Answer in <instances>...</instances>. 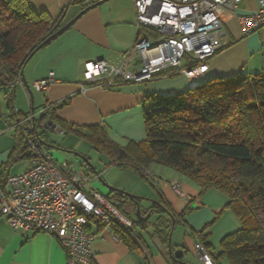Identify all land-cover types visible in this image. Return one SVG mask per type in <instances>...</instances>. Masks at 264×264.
Instances as JSON below:
<instances>
[{"label":"crops","instance_id":"1","mask_svg":"<svg viewBox=\"0 0 264 264\" xmlns=\"http://www.w3.org/2000/svg\"><path fill=\"white\" fill-rule=\"evenodd\" d=\"M30 1L37 10H46L53 17L64 11V23L94 2L89 0L81 4L76 0ZM258 4V0H242L239 10L253 11ZM223 31L226 45L209 59L207 72L196 78L178 73L148 82H129L118 78L112 83V78L106 73L86 79L84 72L87 63L106 61L110 66L120 67L125 54L138 37L134 0H108L89 10L64 33L42 47L27 63L24 73L33 95L21 76L15 85L1 90L0 181L9 175L20 174L32 165L25 152L26 128L16 127L19 118L35 114L36 136L41 131L50 130L69 133L63 131L57 123L60 130L49 126V121L40 123L41 115L50 110L67 126H80L82 131L88 126H99L116 144L127 146L130 142H140L147 137L143 111V100L147 94L180 93L214 77H234L240 74L250 76L264 71V27L246 35L238 15L229 13L223 18ZM141 32L146 35L150 30L142 29ZM187 66L188 62L183 61L181 68ZM129 69L135 72L138 63L135 61ZM42 79H50V84L44 90H37L35 83ZM7 92L14 93L13 110L7 108ZM19 133L23 141H20ZM37 137L53 156H61L55 152L56 149L60 150L59 147L43 143V134L41 138ZM148 174L154 179L155 195H147L146 191H142L141 184L139 188L134 187L139 181L137 176L133 179V187L116 182L111 184L147 196L146 203H141L144 212L155 204L152 200L160 198L167 200L177 214L188 207L191 209L182 222L175 224L172 233V246L175 249L184 246L185 254L189 251L198 253L199 242L190 230L200 231L212 222L206 233L210 235L209 241L215 257L221 252L222 239L243 227L237 215L227 207L230 201L228 196L220 190L212 188L202 192L198 183L159 163H151ZM174 183L180 184L183 195L175 192ZM95 188L106 197L111 195L108 186L99 183V180L95 183ZM129 207L133 210L136 205L132 202ZM128 217L137 219L136 216ZM159 217L169 219L164 214L154 215L148 229L138 231L144 241L143 255L131 251L112 228L92 223L95 236L92 244L94 264H143V259L147 264H169L155 242L158 239L151 234L152 226ZM178 227L181 231L176 240L175 232ZM198 255L201 259L199 253ZM182 259L185 261L184 257ZM0 264H68V255L51 234L14 230L0 212ZM222 264L227 262L223 260Z\"/></svg>","mask_w":264,"mask_h":264},{"label":"trees","instance_id":"2","mask_svg":"<svg viewBox=\"0 0 264 264\" xmlns=\"http://www.w3.org/2000/svg\"><path fill=\"white\" fill-rule=\"evenodd\" d=\"M87 1L76 0L81 4ZM64 24V11L53 17L46 10H37L30 0H0V92L15 85L39 46ZM5 97L7 108L13 110L14 93L7 92ZM143 111L147 137L127 146L116 144L99 126H88L85 131L80 126H67L50 110L39 121H54L65 132L88 137L109 153L114 163L148 180L150 164L159 163L198 183L202 192L220 190L228 196L227 207L243 227L222 239L221 252L215 257L206 233L212 222L200 231L190 230L191 234L215 264L223 260L227 264H264V71L250 76L214 77L180 93L147 94ZM37 136L41 138L42 133ZM19 138L23 141L20 133ZM85 174L93 177L94 172L87 167ZM112 196L118 200L119 209L128 200L134 203L116 191H111L108 198ZM190 210L188 207L177 214L167 200L160 198L143 211L151 212V217L164 214L169 218L159 217L151 233L166 246L163 254L169 264H184L170 255L167 246L173 219L177 225ZM150 220H133L134 237L119 224L113 223L111 228L131 251L143 255L144 241L138 231L147 230Z\"/></svg>","mask_w":264,"mask_h":264},{"label":"built area","instance_id":"3","mask_svg":"<svg viewBox=\"0 0 264 264\" xmlns=\"http://www.w3.org/2000/svg\"><path fill=\"white\" fill-rule=\"evenodd\" d=\"M94 1V0H90ZM242 0H134L138 37L120 67L106 61L86 64V79L108 74L112 83L148 82L157 76L184 73L196 78L208 70V61L225 45L223 18L236 13L246 35L264 27V0L253 11L241 12ZM142 29L150 30L146 35ZM138 59V69L129 66ZM183 61L188 66L181 68ZM19 77L16 83L20 80ZM50 79L35 83L44 90ZM15 83V84H16ZM35 114L19 118L16 127L26 128L25 152L32 165L20 174L0 181V212L14 230L46 232L54 236L68 255V264H94L92 223L119 224L131 233L132 218L118 203L95 188L100 175L90 177L69 162H58L35 135ZM176 193L183 195L179 183ZM203 264H215L203 246L197 245Z\"/></svg>","mask_w":264,"mask_h":264},{"label":"rangeland","instance_id":"4","mask_svg":"<svg viewBox=\"0 0 264 264\" xmlns=\"http://www.w3.org/2000/svg\"><path fill=\"white\" fill-rule=\"evenodd\" d=\"M45 141L55 146L59 147L60 150H55L56 154L63 156L54 155V159H56L59 163L62 161H67L70 165L77 171H83L86 173L87 167H90L95 175H100L99 183L105 185H111L116 188L123 189L127 192L135 194L137 196L142 197L141 203H146L147 196H143L137 192H132L127 188L117 186L116 184H125L126 186L133 187L134 185V177L137 176L139 181L134 187H141L142 191H146L147 195H155L156 185L153 181V177H149V180L145 177L140 176L135 170L127 167H121L119 164L114 163V159L112 156L107 153L100 146H97L90 140L88 137H85L80 134H75L72 132L64 133L60 131L50 130L47 132L41 131ZM61 157V158H59ZM149 173V168H148ZM94 177V176H93ZM112 182H116V184H111ZM136 183V182H135ZM141 184V185H139ZM112 200L117 202L118 200L115 197H111ZM129 204H132V201L128 200L124 204V206L119 209L126 216H136L133 208L130 209ZM180 228L178 227L175 232L176 240L180 234ZM131 233H134L131 230ZM173 235V234H172ZM173 239V236H172ZM187 250V249H186ZM189 251V250H187ZM185 261L190 262L191 264H201L202 261L199 258L198 253L190 252L184 254L183 256ZM143 264H147L145 259L142 260Z\"/></svg>","mask_w":264,"mask_h":264},{"label":"water","instance_id":"5","mask_svg":"<svg viewBox=\"0 0 264 264\" xmlns=\"http://www.w3.org/2000/svg\"><path fill=\"white\" fill-rule=\"evenodd\" d=\"M108 0H94V2L88 6H86L83 10H81L74 18H72L71 20H69L67 23H65L63 26H61L56 32H54L51 36H49L40 46L39 48H42L44 47L45 45H47L48 43H50L52 40H54L55 38H57L58 36H60L62 33H64L67 29H69L80 17H82L85 13H87L89 10L103 4L104 2H106ZM35 54V52H33L31 54L30 57H32L33 55ZM141 62V59H138L137 60V63H140ZM21 77H22V80L26 86V88L28 89V91L30 92L31 95H33V91L30 87V85L28 84V81L26 79V76H25V73H24V69L22 70L21 72ZM48 125L49 126H52L53 129H57V130H60V128H58L57 124L54 123L53 121H49L48 122ZM43 143H45L46 145H49V146H52L54 147V145H51L49 143H47L45 140H43ZM56 147V146H55ZM108 188L111 190V191H116V192H119L121 194H124L126 196H128L130 199H132L134 201V203L136 204V217L139 221H141L142 223H146L148 220H150L152 217V213L151 212H148L147 214H144L143 213V210H142V207H141V202L140 200L142 199V197L140 196H137L135 194H132L130 192H127L123 189H120V188H116L114 186H111V185H107ZM153 202H156V200H152ZM175 219H173V225H172V230L170 232V235H169V243H168V246H167V251L170 253V255L184 263V264H191L187 261H184L182 258L185 254V250L183 248H180V249H176V250H173V247H172V233H173V230H174V227H175ZM156 244L158 245V247L160 248L161 252L164 253L165 252V248L162 247V245L156 240L155 241Z\"/></svg>","mask_w":264,"mask_h":264}]
</instances>
